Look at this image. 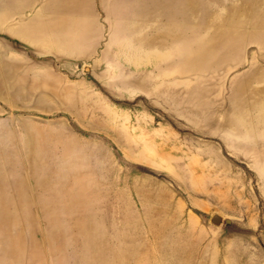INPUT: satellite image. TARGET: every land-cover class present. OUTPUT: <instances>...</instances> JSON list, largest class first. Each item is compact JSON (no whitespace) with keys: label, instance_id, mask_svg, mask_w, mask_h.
Here are the masks:
<instances>
[{"label":"rangeland","instance_id":"rangeland-1","mask_svg":"<svg viewBox=\"0 0 264 264\" xmlns=\"http://www.w3.org/2000/svg\"><path fill=\"white\" fill-rule=\"evenodd\" d=\"M36 8L95 23L70 48L48 36L67 32L11 30ZM23 119L73 131L135 199L160 191L203 230L193 264H264V160L243 149L264 142V0H0V123L23 135Z\"/></svg>","mask_w":264,"mask_h":264},{"label":"bare ground","instance_id":"bare-ground-1","mask_svg":"<svg viewBox=\"0 0 264 264\" xmlns=\"http://www.w3.org/2000/svg\"><path fill=\"white\" fill-rule=\"evenodd\" d=\"M72 10L51 9L47 14L51 16L40 21L36 8L28 23L11 30L24 26L33 32H67L48 36L70 48L80 37L76 32H89L95 23L91 16ZM116 14L113 11L110 19L118 29L123 19ZM60 22L64 29L58 28ZM141 76L133 80L145 83L151 78ZM71 89L60 86L53 92L66 97ZM201 105L197 103L198 112ZM21 122L23 135L13 124L0 123V264H149L160 256L163 264H193L205 252L203 230L195 233V227L178 224L177 215L169 211L170 201L160 191L136 186L137 194L153 201L141 202L142 197L135 199L127 186L115 188L114 179L105 180L98 158L73 131L32 119ZM247 146L243 149L253 160H264V142Z\"/></svg>","mask_w":264,"mask_h":264},{"label":"water","instance_id":"water-1","mask_svg":"<svg viewBox=\"0 0 264 264\" xmlns=\"http://www.w3.org/2000/svg\"><path fill=\"white\" fill-rule=\"evenodd\" d=\"M212 220L214 221V222H219V220H220V216H218V215H214L213 217H212Z\"/></svg>","mask_w":264,"mask_h":264}]
</instances>
